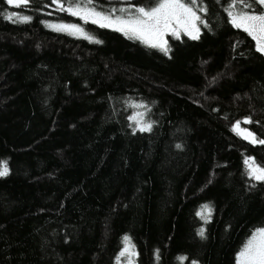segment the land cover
<instances>
[{"label": "trees", "instance_id": "16d2710c", "mask_svg": "<svg viewBox=\"0 0 264 264\" xmlns=\"http://www.w3.org/2000/svg\"><path fill=\"white\" fill-rule=\"evenodd\" d=\"M229 3L198 0L199 39L168 37L165 54L53 0H0V264H124L125 236L129 264H235L264 227V181L244 163L264 166V144L233 131L264 139V54ZM67 23L92 40L46 26Z\"/></svg>", "mask_w": 264, "mask_h": 264}, {"label": "snow or ice", "instance_id": "6c2138e0", "mask_svg": "<svg viewBox=\"0 0 264 264\" xmlns=\"http://www.w3.org/2000/svg\"><path fill=\"white\" fill-rule=\"evenodd\" d=\"M6 2L11 6L20 7L21 5H28L29 0H6ZM199 2L202 4V0ZM53 3L57 4L60 11L79 17L85 24L92 23L99 27L112 28L129 39L137 40L147 47L156 48L165 54L169 51L168 42L164 39L165 35L169 34L179 39L180 33L183 32L190 39H199L200 28L198 24H204V20L197 13L207 12L206 7H197L198 0H156L154 6L121 7L118 10L112 9L108 13L97 11L93 6V0H68L67 7L61 4L59 0H53ZM254 4L264 6V0H230L227 15L230 18V23L251 36L256 41V50L264 54V12L251 11ZM117 11L121 15H116ZM6 19L27 23L31 20V16H18L13 13ZM46 26L55 31L92 40V37L78 24H47ZM205 26L207 25L205 24ZM94 42L100 43L98 40ZM138 115L142 117L143 114ZM130 119L136 121L138 131L150 132L152 130L150 123L141 124L136 116H132ZM244 123H251V120H245ZM233 131L242 134L243 138L249 139L251 143L264 144V139L257 141L251 132L240 129L239 122L234 125ZM244 163L248 165V175L251 178L264 181V166H257L255 161L250 158H246ZM8 174L9 170L5 164L0 170V177ZM197 215L207 222L211 215L209 207L205 205L203 211L198 212ZM199 235L204 236L203 229L200 230ZM124 243L125 247L120 256L123 257L126 253L129 256L134 255L135 253L130 250L129 237H124ZM183 259L181 258V261ZM237 264H264V228H258L250 235L238 253Z\"/></svg>", "mask_w": 264, "mask_h": 264}, {"label": "rangeland", "instance_id": "374dc122", "mask_svg": "<svg viewBox=\"0 0 264 264\" xmlns=\"http://www.w3.org/2000/svg\"><path fill=\"white\" fill-rule=\"evenodd\" d=\"M256 9H258V7H256ZM198 25H199V24H198ZM181 33H183V32H181ZM168 37L171 38V39L174 38L173 36H171V35H169V34H166L165 37H164V39L167 40ZM261 228H264V227H261ZM246 241H247V240H246ZM246 241H245V242H246ZM244 244H245V243H244ZM244 244H243V245H244ZM241 249H242V248H241ZM241 249H240V251H241ZM240 251H239V252H240ZM239 252H238V253H239ZM238 253H237V256H238ZM237 256H236V259H235V264H237ZM129 262H130V257L128 256V259H127L126 263H124V264H129Z\"/></svg>", "mask_w": 264, "mask_h": 264}]
</instances>
